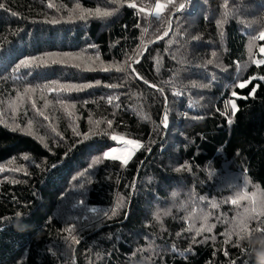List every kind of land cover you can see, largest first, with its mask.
Returning a JSON list of instances; mask_svg holds the SVG:
<instances>
[{
    "label": "trees",
    "instance_id": "1",
    "mask_svg": "<svg viewBox=\"0 0 264 264\" xmlns=\"http://www.w3.org/2000/svg\"><path fill=\"white\" fill-rule=\"evenodd\" d=\"M0 2V264H264V0ZM113 135L142 147L93 164Z\"/></svg>",
    "mask_w": 264,
    "mask_h": 264
},
{
    "label": "snow or ice",
    "instance_id": "2",
    "mask_svg": "<svg viewBox=\"0 0 264 264\" xmlns=\"http://www.w3.org/2000/svg\"><path fill=\"white\" fill-rule=\"evenodd\" d=\"M112 2L113 3L120 4V3H122V0H112ZM127 6L128 7H131V8H134V9L137 7V5L135 3L128 4ZM48 7L49 8H52V7H54V5L51 4V3H49ZM0 8H6V5L4 3L0 2ZM77 9L79 10V13L80 14L76 18H78L80 20H86V19H88L90 17H93V16H95L97 18H104V17H108V16H110V15L113 14L110 11H101L100 8H97L95 10V12H92L91 10H84V9H81L79 5H77ZM73 11H76V10H73ZM139 11L140 12H144V9L140 8ZM12 14L13 15H16V13H14V12ZM51 22H56V21H51ZM262 54H264V52H262ZM68 56H69V54H63V55L48 54L45 57H35V58H31V59H23V60H21L15 66V71L18 72L20 68H31V67L39 66L41 64L46 65L49 61H51L52 63L62 62L64 60V58L65 57H68ZM97 61H100L99 55H97L95 58L88 57L86 61H83V65L82 64H76L74 66L75 67H81V66H83L85 68V70L94 71V70H97L96 69V62ZM137 63H139V61H137ZM254 64L257 65V66L264 65V59H259V62H256ZM112 67H113L112 65H107V66L104 65L103 62L100 61V70L109 71V70H111ZM116 70L117 71L122 70V66H116ZM259 78L261 80H264V75L260 76ZM254 79H256V77H252L251 79L242 81L237 86L239 88H244L248 84L252 83V80H254ZM96 83L99 84V81H97ZM92 86H93L92 84H83V85H59V84H55V82H54L53 85H45L44 87L45 88H48L51 91H64V92H68V91H82L83 89L88 88V87H92ZM105 86L106 87H110V88H116V87H118V85H115V84L105 85ZM34 91H35V89L26 88L25 89V94L32 93ZM255 92H256V88L253 87V89L249 93V95L250 96H254L255 95ZM232 95H233V97H236L238 99H245V98H247V97H244V96H238V94L236 92H233ZM18 99L22 101L23 100V97L22 96H18ZM29 99H31V97H29ZM113 99H114L113 97H109V102L111 103ZM58 103H60L61 107L65 110V112L69 116H72L73 112L72 111H69V109L74 110L75 107H76L75 104L65 103L64 101H58ZM228 104H230V106H231L232 115H235L236 111H238V106L235 103V100L229 101ZM10 107L13 110V114H14L13 115V119H14L18 105H17V103L15 101H13L10 104ZM45 107H47V102L45 103ZM32 108L33 109H36V103H35V101H32ZM225 108L227 109V105H225ZM37 111H38V114L39 115L44 116V119L45 120L48 119V117L45 116L42 111H39V110H37ZM224 114H227V112H225ZM90 122H92V121H90ZM228 122L231 123V120H229ZM0 123H5L6 124V121L0 120ZM94 123H95L96 127H99V124L102 123V121H95ZM167 123H168V114H167V110L165 109L164 114H163V126L164 127H167ZM108 126L111 127V121H108ZM10 128H11L12 131L19 130L21 132H25L26 134L33 135V132H32V122L31 121L28 122L27 129L20 128V125L19 124H14V125L10 126ZM53 131H55V129H53ZM42 139L43 138H41V140ZM111 139H113L114 141H117V142H120L121 140H123L124 145L131 146V149L129 150L126 147L124 149H119V150L116 149V148H113L110 151H105L103 153V157H98V158H96V159H94L92 161L93 164H99L101 162V159H112V160H119L121 162V165L122 166H127V164L129 162V160L131 159V157L135 154V152L137 150H139L142 147V145L138 141H136V140L123 139L121 137H117L116 135H113L111 137ZM118 152L121 153V154L118 155L117 154ZM24 159L27 160L28 157L25 156ZM185 167H187V165H185ZM3 170L4 169L0 168V171H3ZM16 170L19 171V169H16ZM180 170H181L180 168H177V171H180ZM81 175H83V173H81ZM119 207H120V204H117L116 208L118 209ZM111 214L112 215H115L116 214V209H113ZM17 215H20V213H17ZM67 231H68L69 236L71 237L72 241L74 243H79V240L76 238V236L72 235V232L74 231V229L73 228H68ZM193 242H195V238H194V241ZM224 242L227 244L228 243V240H225ZM188 251H191V249H189ZM224 255L227 256L228 255V252L225 251L224 252Z\"/></svg>",
    "mask_w": 264,
    "mask_h": 264
},
{
    "label": "rangeland",
    "instance_id": "3",
    "mask_svg": "<svg viewBox=\"0 0 264 264\" xmlns=\"http://www.w3.org/2000/svg\"><path fill=\"white\" fill-rule=\"evenodd\" d=\"M160 11V5H157V7H155V10H154V13L156 14V13H158ZM128 148L129 150L131 149V146H126V145H124V143H122L120 146H117V147H115L116 149H124V148ZM118 155H120L121 153H117Z\"/></svg>",
    "mask_w": 264,
    "mask_h": 264
},
{
    "label": "water",
    "instance_id": "4",
    "mask_svg": "<svg viewBox=\"0 0 264 264\" xmlns=\"http://www.w3.org/2000/svg\"><path fill=\"white\" fill-rule=\"evenodd\" d=\"M171 31H172V25H171V19H170V27H169V30H168V33H167V35H169L170 33H171ZM143 56V55H142ZM142 56H141V58H142ZM137 62H135V64H136Z\"/></svg>",
    "mask_w": 264,
    "mask_h": 264
},
{
    "label": "clouds",
    "instance_id": "5",
    "mask_svg": "<svg viewBox=\"0 0 264 264\" xmlns=\"http://www.w3.org/2000/svg\"><path fill=\"white\" fill-rule=\"evenodd\" d=\"M155 218H156L157 220H159V219H160V216H159V215H155Z\"/></svg>",
    "mask_w": 264,
    "mask_h": 264
}]
</instances>
